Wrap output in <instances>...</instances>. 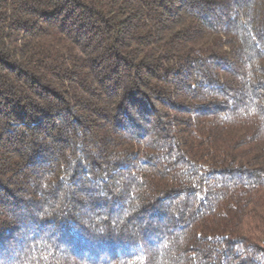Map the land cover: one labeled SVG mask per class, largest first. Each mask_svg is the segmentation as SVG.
<instances>
[{
    "label": "trees",
    "instance_id": "trees-1",
    "mask_svg": "<svg viewBox=\"0 0 264 264\" xmlns=\"http://www.w3.org/2000/svg\"><path fill=\"white\" fill-rule=\"evenodd\" d=\"M0 264H264V0H0Z\"/></svg>",
    "mask_w": 264,
    "mask_h": 264
}]
</instances>
